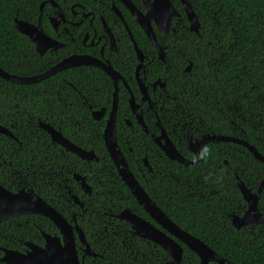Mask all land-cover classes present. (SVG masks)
<instances>
[{"label":"flooded vegetation","instance_id":"af4514ba","mask_svg":"<svg viewBox=\"0 0 264 264\" xmlns=\"http://www.w3.org/2000/svg\"><path fill=\"white\" fill-rule=\"evenodd\" d=\"M124 1L42 0L39 15L33 22L21 19L36 26L39 23L43 33L49 38L47 41L52 42L51 45L43 44L41 48L45 51L40 54L29 37L23 35L32 43L36 53L33 62L35 59L42 69L41 73L34 76L45 74L55 65L68 59L75 64L79 59L97 65H75L34 83L40 84L42 93L47 87L54 88L55 85L56 96L67 103L63 110L55 107L50 115L56 119L52 123L38 121V129L47 135L53 150L50 152V146H46L38 164L31 170L28 159L20 153L22 145L18 138L11 128L5 127L11 136L0 134L11 139V142L3 141L4 144H0V150L2 149L6 156L3 159L0 153V185L12 193L32 190L55 209L73 231L80 264H185L184 250H191L183 242L175 239L182 248L181 260L178 263L160 246L138 234L140 229L133 228L126 219L127 216L121 215L125 209L96 210V219L101 222L102 227L108 228L101 233H91L88 237L84 232V217L89 219L91 214V210L87 209H92L96 197L99 199L105 194L107 186L111 185L110 176L113 172L121 180L103 138L110 118L114 117L117 145L138 184L148 196V190L152 193L150 198L163 196L173 200L185 195L191 200L203 199L204 179L197 170L205 160L198 158V145L203 140L208 141L202 145L201 150L207 145L213 148L214 169L219 168L221 160L223 165L230 169V160L234 162L236 159H242V156L239 158L236 155L237 147L247 150L238 143V140H245L238 137L235 127L229 126L232 131H227V134L218 128L205 129L204 120L199 117L200 107L197 102L200 99L206 100L207 97L197 95L199 91L191 76L196 66L187 55L185 42L190 37L194 39L193 36L201 37L200 26L197 32L189 30L181 0H167L177 13L171 17L172 29L167 30H158L154 22L158 13L152 4L158 0H128L140 13L151 14V26L161 54L146 37ZM187 1L192 3L191 0ZM195 14L197 16L196 12ZM202 66L203 64L200 65ZM77 68H84L79 78L51 79L68 69L76 73ZM195 91L196 94H192ZM42 108V112L47 113L44 103ZM67 112L71 113L69 123H65L69 129L67 125L61 126L60 120L61 115L67 118ZM41 124L54 128L76 147L92 151L96 160L81 159L62 144L53 142ZM221 137H227L228 140L221 141ZM40 143L45 145L44 137ZM169 144L188 162L187 165L179 163L165 153L163 146ZM50 154L52 163L49 165L46 163V157ZM104 155L108 159H105ZM108 160L110 163H107ZM180 166L192 168L189 172L196 174L180 175ZM232 175L236 185L238 181H242L235 171ZM82 180L89 188H86L88 191L84 190ZM263 180L264 178L256 188L242 182L253 193H257ZM30 181L32 185L29 184ZM99 187H102L100 191ZM263 189L264 184L262 191ZM216 192L218 191H210L209 195ZM97 208H104L103 204ZM138 208L141 207L137 204L134 210ZM130 212L161 229L143 209L138 210V213L132 210ZM231 215L230 234H238L242 229L252 226L264 227L244 225L236 228L233 225L235 215ZM15 219L18 221L8 223ZM0 225V241H3V245H0V259L4 256V250L26 254L29 250L28 243L44 247L45 234L62 242L58 226L41 215L21 214L0 221ZM12 225L17 227L16 231L10 229ZM226 225L227 223H224L219 226L226 229ZM162 231L173 237L166 230ZM80 233L82 238L79 237ZM220 233L223 234V231ZM141 243H145L148 248L142 249ZM13 245L19 249L12 248ZM196 258L199 264V259L197 256ZM0 264L6 263L0 261Z\"/></svg>","mask_w":264,"mask_h":264},{"label":"trees","instance_id":"16d2710c","mask_svg":"<svg viewBox=\"0 0 264 264\" xmlns=\"http://www.w3.org/2000/svg\"><path fill=\"white\" fill-rule=\"evenodd\" d=\"M41 1L0 0V68L8 74L29 77L42 71L35 59L33 62L36 53L32 43L14 26L15 18L33 22L39 15ZM191 2L200 21L201 37L188 38L185 47L187 55L196 66L191 76L199 91L197 95L207 97L206 100L200 99L197 102L200 107L199 117L204 120L205 129L218 128L227 134V131H232L229 126L235 127L238 137L253 145L264 156V0ZM71 71L68 69L51 79L79 78L84 68H77V74ZM54 88L47 87L42 93L40 84L18 85L0 78V125L11 128L18 138L22 145L20 153L28 159L31 170L38 164L44 148L50 146L47 135L37 127L38 121L52 123L56 119L50 115L55 107L63 110L64 105H67L58 99ZM192 94H196V91ZM43 103L46 105L45 114L41 109ZM65 115L67 118L61 115V126L67 125L69 129L65 123H69L71 113L67 112ZM62 132L68 137L63 130ZM43 137L47 143L44 146L40 143ZM3 141L11 142V139L0 134V144H4ZM52 147L50 146V152ZM207 147L211 150V155L197 168L204 179L203 199L191 200L185 195L173 200L163 196L151 198L180 228L203 241L226 260L235 264H264V227L252 226L242 229L238 234H230L232 228H229L230 215L241 216L246 210L232 172L235 171L236 176L247 186L256 188L264 178V164L256 161L248 150L238 146L236 155L239 158L242 156V159L234 162L230 160V169L221 160L219 168L214 169L213 148ZM0 153L4 159L6 156L2 149ZM103 157L108 159L106 155ZM51 159L52 155H47L46 163L50 165ZM190 170L193 169L180 166L178 171L180 175L196 174L190 173ZM110 177L112 186L108 185L105 194L93 200L92 209H87L91 210L90 218L84 217L83 221L87 237L108 228L102 227L101 222L96 219V210L129 209L138 213V210L143 209L134 210L138 203L115 172ZM29 184L32 185V182ZM101 188L99 187V191ZM210 191L218 192L209 195ZM148 193L152 196L149 190ZM100 204L104 208H97ZM257 208L264 213V189ZM13 221L18 219L8 223ZM224 223H227L226 229L219 226ZM10 229L16 231L17 227L12 225ZM141 244L142 249L148 248L145 243ZM0 245H3V241H0ZM12 248L19 249L15 245ZM183 260L185 264H197L196 255L186 248Z\"/></svg>","mask_w":264,"mask_h":264},{"label":"water","instance_id":"95a60500","mask_svg":"<svg viewBox=\"0 0 264 264\" xmlns=\"http://www.w3.org/2000/svg\"><path fill=\"white\" fill-rule=\"evenodd\" d=\"M124 2L133 13L136 21L139 23L146 37L155 47H157L158 52L161 54L160 48L158 47L155 39L153 27L151 26V14L146 13L144 15L140 13L128 0H125ZM181 4L189 23V30L197 32L200 23L195 12L187 0H181ZM152 5L154 6V10H157L158 13L157 18L154 19L158 30L172 29L171 17L177 15V13L170 2L167 0H158V2H155ZM42 6L43 4H41V9ZM14 26L20 34L29 37L30 41L35 45L36 51L40 54L45 51L44 48H41L43 44H52V42L47 41L49 38L43 33L39 23L36 26L21 19L15 18ZM78 61L79 62L76 61L75 64L70 59L65 60L49 69L45 74L31 77H20L8 74L2 68H0V78L11 83L29 85L34 84L41 79L47 78L55 74L57 71L66 69L68 67L75 65L77 66L80 64L97 65L96 63L86 62L84 60L78 59ZM41 126L49 134L53 142L62 144L67 150L72 151L81 159L96 160V157L92 151H84L76 147L64 139L54 128L48 125L41 124ZM0 133L11 136L9 131L1 125ZM103 138L117 173L129 190L131 196L161 228L159 229L151 225L134 213H131L128 209H125L121 215L127 216L126 219L132 224L133 228L140 229L138 234L142 238L153 241L178 263L181 260L182 248L175 239L183 242L184 245H186L198 257L199 264H208L209 262H214L217 264H235L221 257L212 249H210L204 242L198 238H195L173 223L141 188L134 175L130 171L125 158L117 145L114 117L107 121ZM227 140V137H221V141ZM207 141L208 140H203L199 143L198 146L200 148V152L202 145ZM238 143L242 144L256 160L264 163V157H262L257 152L254 146L240 140H238ZM163 150L169 157L177 160L179 163L184 165L188 164L185 159L179 156L171 144L163 146ZM81 184L85 191L89 190L83 180ZM263 184L264 180L260 184L258 192L253 193L244 185L242 181H238L237 185L243 200L246 202L247 209L241 217L235 216L233 218V225L236 228H240L244 225H264V213H261L257 208ZM21 214H37L50 219L60 229V233L62 234V242L58 238H54L45 234L44 247H39L28 243L27 245L29 250L26 254H21L13 250H4V256L0 259L1 262L6 264H80L75 248L73 231L64 218L57 211H55V209L49 206L32 190H20L16 193H12L0 185V221L10 219ZM162 230H166L173 237L167 236ZM79 235V237L82 238L81 233Z\"/></svg>","mask_w":264,"mask_h":264},{"label":"clouds","instance_id":"9594fccd","mask_svg":"<svg viewBox=\"0 0 264 264\" xmlns=\"http://www.w3.org/2000/svg\"><path fill=\"white\" fill-rule=\"evenodd\" d=\"M211 155V150L207 147L204 146L199 153V159H207Z\"/></svg>","mask_w":264,"mask_h":264},{"label":"bare ground","instance_id":"6f19581e","mask_svg":"<svg viewBox=\"0 0 264 264\" xmlns=\"http://www.w3.org/2000/svg\"><path fill=\"white\" fill-rule=\"evenodd\" d=\"M8 82V81H7ZM11 83V82H10ZM13 84H16V83H13ZM18 85H20V84H18ZM249 152V151H248ZM250 153V152H249ZM251 154V153H250ZM252 155V154H251ZM253 156V155H252ZM130 211V210H129ZM217 264V263H216Z\"/></svg>","mask_w":264,"mask_h":264}]
</instances>
